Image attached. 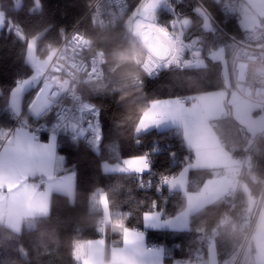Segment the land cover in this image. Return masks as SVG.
Masks as SVG:
<instances>
[{
  "label": "trees",
  "instance_id": "trees-1",
  "mask_svg": "<svg viewBox=\"0 0 264 264\" xmlns=\"http://www.w3.org/2000/svg\"><path fill=\"white\" fill-rule=\"evenodd\" d=\"M88 1L41 0V8L33 10L34 0H21L18 8L14 0H0L6 17L0 32V130L9 131L16 119L10 107L13 88L33 73L27 59V44L31 38L38 37L37 54L46 57L49 45L59 44L65 34L77 26L79 32L92 40L93 49H102L105 53L103 77L81 86L85 102L99 114L100 151L91 150L76 138L74 128L64 127L58 133V150L65 157L62 171L76 173L75 200L71 202L66 194L55 192L50 213L36 219L32 226L25 225L20 232H14L0 224V264H75L76 242L104 235L100 230L104 213L98 198H94L95 193L107 194L114 224V227L108 225L105 231L107 253L113 244L120 243L123 227L143 228L145 212L159 210L165 217L180 212L186 204L185 193L170 192L165 183L160 192L158 178L179 173L193 159V151L185 144L179 129H152L137 135L136 126L154 100L232 88L226 86L223 63L214 60L210 53L224 48L229 60L235 44L216 26L205 28V17L196 11L195 0H183L178 4L177 12L192 18L188 36L201 37L205 63L191 69L167 68L156 77L149 76L143 69L147 53L129 33L126 20L116 27L99 28L88 14ZM199 1L219 19L227 32L247 40L249 31L237 18L224 22V15L215 0ZM127 2L130 16L143 0ZM159 18L168 22L171 15L161 10ZM15 23L22 27L24 39L13 33L11 28ZM33 91L31 88L25 93L24 108ZM51 117L52 113H49L40 121H49ZM227 117L240 129L236 135L235 129L229 128L233 143L230 148L234 149V155L243 157L250 139L232 115ZM21 118L34 123L26 110ZM142 155H146L150 163V171L143 174L103 170L104 161L117 162ZM248 163L244 187L233 203L225 198L208 203L192 214L191 229L188 230L147 231L149 243L164 246L166 263L187 258L189 249L197 244L199 231L210 228L220 219V236L216 243L219 261L223 264L233 255L241 241V233L232 227V223L244 213L249 195L259 199L264 188V133L254 136ZM211 175L212 170L193 169L189 188H199ZM118 221L123 222L122 227L116 226Z\"/></svg>",
  "mask_w": 264,
  "mask_h": 264
},
{
  "label": "crops",
  "instance_id": "crops-1",
  "mask_svg": "<svg viewBox=\"0 0 264 264\" xmlns=\"http://www.w3.org/2000/svg\"><path fill=\"white\" fill-rule=\"evenodd\" d=\"M250 2L249 13L254 11L259 16L260 12H264V0H250ZM14 3L16 8H18L21 5V0H14ZM260 21L258 24H260ZM5 23V13L0 6V24L4 27ZM3 27H0V32ZM220 50V54L215 55L216 49L210 53V56L214 60H220L223 63L226 58V52L224 48H220ZM36 56L40 58L38 54ZM45 58L41 57L40 59ZM43 75L40 76L39 81L34 80L35 70L33 68L32 75L20 80L13 88L10 107L16 117L22 115L24 111L23 103L22 107L20 106L22 96L31 88L35 90ZM223 75L226 86L230 87V80L228 81L224 74V67ZM17 88H20L21 91L17 92L14 97L13 92ZM183 98L186 101H183ZM14 101L16 102V107L13 106ZM153 104L156 105L158 111L163 113V117H158L160 119L158 124L149 125L139 132L136 131V134L140 135L152 129L176 128L181 130L185 144L193 151L194 156L179 173L169 178V180L177 181L175 186H170L168 183L165 184L169 190L183 191L186 196V204L180 212L169 217L163 216L159 210L145 212L143 214V228L123 227L120 243L113 244L107 253L105 231L108 225L114 227V224L111 220L109 201L107 211L100 203L104 213L100 230L103 229L104 235L98 238L77 241L75 246L79 244L82 247L79 254L74 255L75 264H188L186 258L166 263L164 261V246H150L147 240V231H183L191 229V216L193 213L208 203L223 198L230 177L240 171L239 158L234 155L233 150L230 148L233 143L229 128H234L233 133L236 135H238L240 129L227 115H232L243 126L244 131L251 140L254 139V136L264 133V105L246 97L242 87L223 88L188 96L158 99L152 101L147 109L151 108ZM80 114L79 111L75 112L76 117H79ZM22 122L27 123L29 121L22 118ZM66 127L74 128V125L69 123ZM55 136L54 151H40L38 155L33 156L19 173L21 181L20 188L17 191L22 190L25 185H29L35 189L36 195L23 197L10 195L6 188L3 190V194L0 195V224L14 232H20L25 225L32 226L36 219L47 216L50 213L52 196L55 192L66 194L71 202L75 200L76 173L75 171H62L65 157L58 150V135ZM27 137H33V133L22 124L17 125L10 134H8L7 130H0V150L8 148L10 144L12 147L20 144L26 149ZM221 137H225L226 145H221ZM50 138L51 136H45L42 139H36L33 143L45 145L50 141ZM125 159L127 158L117 162L104 161L102 163L103 170L105 172H126L120 170ZM105 165L109 167V170H105ZM193 169H209L213 171V175L207 177L201 186L195 190L189 188L190 172ZM5 171L7 172V169ZM148 171H150V167L141 173L134 171L131 173L143 174ZM41 177L46 178V181L39 187L36 181ZM40 193L46 194L47 214L39 211L44 202L39 196ZM101 195L107 197L105 192H99L94 194L95 200L98 198L100 202ZM197 199H202L203 203L199 207L190 208V203ZM256 201L257 198L249 195V204L254 206ZM146 213L150 214L147 219ZM154 224L158 226H153ZM75 252L76 247H74ZM252 263L264 264V203L261 206L257 220ZM192 264H221L217 246L214 245L206 252H203Z\"/></svg>",
  "mask_w": 264,
  "mask_h": 264
},
{
  "label": "built area",
  "instance_id": "built-area-1",
  "mask_svg": "<svg viewBox=\"0 0 264 264\" xmlns=\"http://www.w3.org/2000/svg\"><path fill=\"white\" fill-rule=\"evenodd\" d=\"M198 9L203 16H208L214 26L227 35L235 44V49L228 61L230 85L235 88L242 87L244 94L250 100L264 105V12H260V24L249 31L247 40H241L236 35L227 32L221 25L219 19L199 0H195ZM220 7V11L224 15V22L230 18H237L239 21L242 17L249 13L248 7L251 5L250 0H215ZM183 0H162L156 9L155 23L159 26L167 27L173 39L179 38V46L182 49L177 60L168 63L170 56L160 61V66L152 70L151 77L158 76L164 69H191L203 65L206 57L203 54V44L201 37L197 35L188 36V30L193 20L190 16H180L177 12V6ZM88 14L99 28L106 29L116 27L123 20H126V26L129 33V24L140 19L139 16H129V5L127 0H89L87 2ZM161 10H166L171 18L168 22H162L159 18ZM187 19L189 23L185 25L183 21ZM12 31L17 36L21 33L25 38L22 27L15 23L12 25ZM76 35L83 37L87 43L73 44L72 40ZM133 36V35H132ZM146 51L147 57L150 53L143 46L141 41L133 36ZM64 51L67 57L61 60V70L59 72L49 68L41 78L36 89L33 91L24 110L27 111L33 122L23 123L22 118L17 116L13 126L9 129L8 134L12 133L17 125H25L29 128L36 139L52 136L66 127L69 123L74 125L75 137L80 139L87 147L93 151H100V143L97 140L96 129L99 127V114L93 107L85 108L87 103L84 100L81 86L103 77V65L105 63V53L102 49H93L92 40L84 36L78 31L77 26L70 29L64 36L63 40L56 45ZM83 48V51L80 49ZM245 51V55H240L241 51ZM146 57V59H147ZM155 59V57H153ZM144 60L142 67L146 61ZM72 65H75L73 67ZM167 65V66H165ZM95 68V71L93 69ZM144 69V67H143ZM59 81H68L67 88H61L58 83L54 84V79ZM45 84L52 85L46 91ZM183 101L186 99L183 98ZM47 103V107H43ZM79 111V117L75 116V112ZM52 113L49 121H40L45 115ZM36 121H40L35 123ZM221 145H226V140L221 138ZM253 146L251 140L243 157H239L240 171L230 177L223 198L233 203L237 197L239 190L244 187V173H249L248 157ZM233 153H234V149ZM172 174L160 176V188L162 192L164 187L162 178L168 179L173 177ZM46 178L41 177L36 182L41 187ZM170 192H173L170 190ZM264 203V188L261 196L257 199L254 206L247 204L244 213L232 223V227L241 233V241L233 255L223 264H252V257L256 239L257 220L261 206ZM221 220V219H220ZM207 229H201L197 236V244L189 249L187 256L188 264L196 261L197 257L216 245L220 236L219 223ZM150 246H157L156 243H149Z\"/></svg>",
  "mask_w": 264,
  "mask_h": 264
},
{
  "label": "snow or ice",
  "instance_id": "snow-or-ice-1",
  "mask_svg": "<svg viewBox=\"0 0 264 264\" xmlns=\"http://www.w3.org/2000/svg\"><path fill=\"white\" fill-rule=\"evenodd\" d=\"M162 0H143L140 6L137 9L133 10V16H139L140 19H136L134 24H129V30L132 35L137 37L143 46L147 49L150 55L147 57L143 67L144 70L151 75L152 70L156 67L160 66V61L164 58L171 57L168 60V63L176 61L178 56L181 54L182 49L179 46V38L173 39V36L170 30L167 27L159 26L155 23L156 20V9L159 7V4ZM41 8V0H34V8L33 10H38ZM196 11H200V9H196ZM185 25L189 23V20L185 19L183 21ZM209 25L205 23V27L207 28ZM0 27H3L0 24ZM21 39H24L21 33H18ZM37 41L38 37H33L28 41L27 44V59L31 63L32 67L35 70L34 80L39 81V78L42 74H44L49 68H52L54 71L59 72L61 70L60 61L67 59L64 55V51L61 48L56 46L49 45L48 56L45 59H40L35 55L37 49ZM73 44L79 43H87L86 40L83 39L82 36L76 35L73 40ZM83 51V48L80 49ZM155 57V59L153 58ZM139 63V60H136ZM75 67V65H72ZM167 66V65H165ZM95 71V68L93 69ZM54 84L58 83L61 88L68 87V81H59L58 78H53ZM27 83V82H26ZM52 85L45 84L44 90L46 91ZM21 91L20 88H17L13 92V96L15 97L16 93ZM13 106L16 107V102H13ZM47 107V103L43 106ZM85 108L90 107L89 105H85ZM158 117H163V113L157 110L155 104L152 105L151 108L144 111L139 123L136 126V131L139 132L141 129L147 128L149 125L158 124L160 119ZM97 140L100 137V128L97 127ZM36 140V137H27L25 149L20 144L16 147H12L11 144L8 148L0 150V195L3 194V190L6 188L10 195H15L19 197L36 195L35 189L31 188L29 185H25L22 190L17 191L20 188L21 176L19 175L20 171L29 163V161L33 158L34 155H38L40 151L47 150L48 152H52L55 149V141L56 136L53 134L50 138V141L45 145L34 144L33 142ZM105 170H109L107 165L104 166ZM150 164L146 156H134L131 158H127L123 161V167L120 168L121 171L126 172H137L141 173L143 170L149 169ZM7 169V172L5 171ZM165 183H168L170 186H175L177 181L169 180L167 177L162 178ZM31 189V190H30ZM39 196L44 201L42 207L39 209L44 214H47L48 204L46 202V194L40 193ZM100 203L105 207L107 211L108 208V200L105 195H101ZM203 203L202 199H197L194 202L190 203V208L199 207ZM146 219L150 217V214H145ZM117 227H122L123 222H116ZM158 226V225H153ZM103 231V229H101ZM126 233L127 230L125 229ZM91 243V242H89ZM102 243V242H101ZM76 252L74 255H78L81 245L77 244Z\"/></svg>",
  "mask_w": 264,
  "mask_h": 264
},
{
  "label": "rangeland",
  "instance_id": "rangeland-1",
  "mask_svg": "<svg viewBox=\"0 0 264 264\" xmlns=\"http://www.w3.org/2000/svg\"><path fill=\"white\" fill-rule=\"evenodd\" d=\"M205 17V22H204V26H205V23H207L209 26L207 27V29H213L214 28V24L212 23V21H211V19L210 18H208V16H204ZM259 21H260V17L257 15V13L255 14V12L254 11H252L250 14H248L247 16H244V17H242L241 19H240V24H241V26L244 28V29H246V30H252V29H254L257 25H258V23H259ZM206 28V27H205ZM221 50H220V48H218L217 49V51H215L214 53H215V55L216 54H220L221 52H220ZM246 53H245V51H241L240 52V55H245ZM35 55H37V51L35 52ZM48 56V55H47ZM46 56V57H47ZM40 58H41V56H40ZM42 58H44V57H42ZM227 58V57H226ZM224 59V61H223V67H224V74L226 75V77H227V79H228V81H229V70H228V61H227V59ZM23 97H24V95L22 96V99H21V101H20V106L22 107V103H23ZM91 106V105H90ZM92 107V106H91ZM102 136V134H101V130H100V137ZM250 140H251V138H250ZM250 142V141H249ZM99 143H100V139H99Z\"/></svg>",
  "mask_w": 264,
  "mask_h": 264
}]
</instances>
